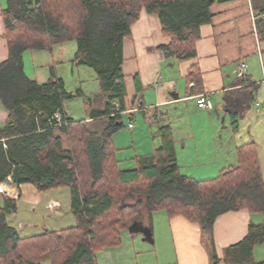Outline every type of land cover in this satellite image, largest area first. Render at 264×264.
I'll list each match as a JSON object with an SVG mask.
<instances>
[{
  "label": "trees",
  "instance_id": "obj_1",
  "mask_svg": "<svg viewBox=\"0 0 264 264\" xmlns=\"http://www.w3.org/2000/svg\"><path fill=\"white\" fill-rule=\"evenodd\" d=\"M216 1L7 0L3 19L9 56L0 63V102L9 117L0 131V182L11 176L15 185L32 183L40 193L68 188L77 223L21 234V222L17 227L9 220L18 213L16 199L0 194V264H43L46 257L49 264H98L97 252L119 246L122 231L142 217L144 207L199 223L210 235L217 261L216 219L242 209L264 212V179L254 142L238 147L237 162L206 180L181 172L169 126L160 128L162 143L154 155L133 168L120 167L113 142L127 95L124 41L142 11L159 16L170 39L161 47L166 58L187 60L197 55L200 28L211 21ZM257 16L258 33L264 37V7ZM70 40L78 42L74 63L96 72L106 105L92 115L110 120L102 129L68 115L65 102L78 93L69 91L64 79L54 77L40 85L26 74L27 51L52 50ZM58 112L60 120L55 118ZM129 195L132 204L125 203ZM260 244L264 224H251L244 239L227 248L225 260L264 264L253 258Z\"/></svg>",
  "mask_w": 264,
  "mask_h": 264
},
{
  "label": "crops",
  "instance_id": "obj_2",
  "mask_svg": "<svg viewBox=\"0 0 264 264\" xmlns=\"http://www.w3.org/2000/svg\"><path fill=\"white\" fill-rule=\"evenodd\" d=\"M6 4L7 0H0V63L9 56L3 19ZM263 7L264 0L216 1L211 21L200 28L197 55L187 60L166 58L161 47L170 39L159 16L142 11L132 26V36L124 41L127 95L117 122L122 126L113 136L121 168H133L139 160L152 157L162 143L160 128L169 126L182 173L197 180L214 178L237 162L238 147L254 142L264 179V37L256 24L257 12ZM77 52L76 40L54 45L52 50L27 51L26 74L40 85L54 77L64 79L67 85L63 71L69 67L74 74ZM242 62L248 64V71L238 77L235 69ZM202 94L210 100V108L198 105ZM105 105L99 91L94 108ZM139 115L143 121L138 128ZM8 117L9 111L0 102V131ZM124 117L129 119L128 129H124ZM84 119L92 129L110 123L108 118L93 115ZM61 137L66 147L67 139L63 134ZM3 142L7 148L6 140ZM17 187L13 198L17 203L28 201L35 213L43 209L52 216L64 210L61 193H40L32 183ZM126 198V204L134 201L131 195ZM51 203L56 204L52 211L48 208ZM66 213L72 214L71 209ZM251 224H264V212L242 209L216 219V261L210 235L199 223L182 215L170 218L165 210L150 213L144 207L142 217L122 231L119 246L97 252L98 264H228L227 248L244 239ZM253 258L256 263L264 261V244L254 248Z\"/></svg>",
  "mask_w": 264,
  "mask_h": 264
},
{
  "label": "rangeland",
  "instance_id": "obj_3",
  "mask_svg": "<svg viewBox=\"0 0 264 264\" xmlns=\"http://www.w3.org/2000/svg\"><path fill=\"white\" fill-rule=\"evenodd\" d=\"M74 67V74H72V70L69 67L64 68L63 74L67 83L66 88L71 92L78 93V95L73 99L66 101L65 107L69 116L75 118L76 120H82L87 116L93 114L97 93H99L100 91V84L97 79L96 72L93 68L86 65L77 64ZM88 103L90 105L88 106V108H86V104ZM137 118L140 121L139 124L136 125L138 127L141 125L143 119L140 115ZM128 120V117H124V129H128ZM49 192H58L62 194L64 210L60 212L61 214L56 213L52 216H50L48 212L43 209H41L40 212L35 213V207L33 209L28 201L22 199L18 202L19 210L17 215H15L14 217H12L11 215V217L9 218V220L12 219V221L10 220V222H14L17 227L19 226L18 222H21V225L18 227L20 228L21 234H29L31 232L36 233L43 231V229L45 228L54 229L61 226L65 227L67 226V224L74 225L77 223V219L72 214L66 213L70 208L69 189L62 188L57 190H50ZM125 201H127V198L125 199ZM131 202L133 201L130 199L128 204H132ZM55 205L56 204L53 203L49 204V210H54ZM60 216L62 217V222L59 223L58 221H60ZM68 220L69 222L71 221V223H69ZM43 264H49L48 257L44 259Z\"/></svg>",
  "mask_w": 264,
  "mask_h": 264
},
{
  "label": "built area",
  "instance_id": "obj_4",
  "mask_svg": "<svg viewBox=\"0 0 264 264\" xmlns=\"http://www.w3.org/2000/svg\"><path fill=\"white\" fill-rule=\"evenodd\" d=\"M248 71V64L246 62H242L239 64V66L235 69V73L238 77H244ZM197 103L200 107L203 108H210L211 102L207 99V97L202 94L199 95L197 98ZM55 118L60 120L62 118V115L58 112L55 114ZM133 124H130V127H132ZM17 185L13 183L12 177L9 176L8 179L5 181H2L0 183V194L5 197H16L17 195Z\"/></svg>",
  "mask_w": 264,
  "mask_h": 264
}]
</instances>
